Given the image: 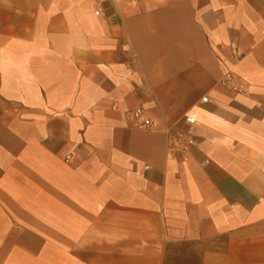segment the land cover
Masks as SVG:
<instances>
[{
  "label": "crops",
  "instance_id": "1",
  "mask_svg": "<svg viewBox=\"0 0 264 264\" xmlns=\"http://www.w3.org/2000/svg\"><path fill=\"white\" fill-rule=\"evenodd\" d=\"M0 264H264V0H0Z\"/></svg>",
  "mask_w": 264,
  "mask_h": 264
},
{
  "label": "built area",
  "instance_id": "2",
  "mask_svg": "<svg viewBox=\"0 0 264 264\" xmlns=\"http://www.w3.org/2000/svg\"><path fill=\"white\" fill-rule=\"evenodd\" d=\"M231 46H232L233 54L236 55L239 58L241 56V53H240L238 47L236 46L235 43H233ZM233 79H234L233 73L229 72L222 79V83L225 84V85H228L231 82H233ZM208 101H209V97H204L203 98V102H208ZM186 120L188 122H191V123L195 122V119L193 117H187ZM154 126H155V122L151 121V120H147V121L143 122V124H142L143 128H152Z\"/></svg>",
  "mask_w": 264,
  "mask_h": 264
}]
</instances>
